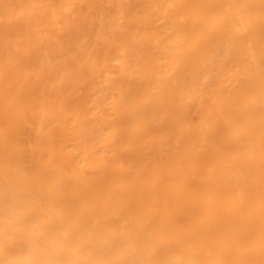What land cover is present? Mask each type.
<instances>
[{
  "label": "bare ground",
  "instance_id": "6f19581e",
  "mask_svg": "<svg viewBox=\"0 0 264 264\" xmlns=\"http://www.w3.org/2000/svg\"><path fill=\"white\" fill-rule=\"evenodd\" d=\"M0 264H264V0H0Z\"/></svg>",
  "mask_w": 264,
  "mask_h": 264
}]
</instances>
